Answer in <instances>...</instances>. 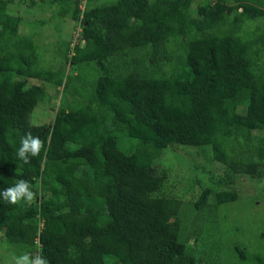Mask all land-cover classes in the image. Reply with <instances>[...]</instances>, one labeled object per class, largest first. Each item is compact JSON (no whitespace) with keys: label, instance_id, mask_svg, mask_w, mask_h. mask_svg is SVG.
Instances as JSON below:
<instances>
[{"label":"trees","instance_id":"16d2710c","mask_svg":"<svg viewBox=\"0 0 264 264\" xmlns=\"http://www.w3.org/2000/svg\"><path fill=\"white\" fill-rule=\"evenodd\" d=\"M34 1L57 5L60 18L79 16L75 1ZM11 2L0 0V191L25 179L36 196L15 205L0 197V243L48 264H217L209 252L219 239L204 245V258L195 242L209 240L217 206L237 199L234 178L264 177V0H86L83 44L68 56L67 43L54 70L38 68L33 40L6 11ZM82 73L85 103L32 125L47 95L27 83L81 96L86 83L73 84ZM29 131L44 148L24 164L17 150ZM170 147L208 149L228 176L186 203L189 224L184 203L167 195L166 174L152 169ZM230 252L264 264V253L242 243Z\"/></svg>","mask_w":264,"mask_h":264},{"label":"rangeland","instance_id":"374dc122","mask_svg":"<svg viewBox=\"0 0 264 264\" xmlns=\"http://www.w3.org/2000/svg\"><path fill=\"white\" fill-rule=\"evenodd\" d=\"M112 1L114 0H98V3L108 4ZM29 2L30 0H12L7 5L6 11L8 15L20 19L17 33L30 36L33 40L38 55V68L54 70L61 63V55L65 52V45L71 40L77 21L68 15L60 18L59 8L55 4L48 5L34 1L35 4L30 6ZM198 2L200 0H196V3ZM70 7L71 4H68L69 9ZM191 8L196 7L193 5ZM66 71L67 74H78L77 69L74 68H68ZM81 76L80 83L76 81L73 84L81 88L86 83V86L81 88V96H75L70 88L55 87L41 81L30 80L27 86L39 85L47 95L44 102L36 104L29 117L30 123L36 126L48 125L57 107L71 110L81 103L84 104L83 97L88 94L90 88L88 76L85 73ZM119 147L126 149L128 143L122 140ZM152 169L157 175L166 174L167 195L177 197L184 203L181 208V218L186 220L187 224L196 218L187 208L186 203L194 202L204 186L215 187L218 181L223 185L228 182L224 180L226 174L222 167L210 159L208 149L199 151L170 147L152 164ZM222 187L224 186L218 189ZM229 188L236 191L237 199L232 203L217 206L214 211L215 223L211 227L206 225L211 234L208 235L209 240L203 234L194 244L196 256L204 258L207 249L204 245L209 242L208 246L214 248L216 240L219 239L218 251L212 249L209 252L210 256L215 255L216 258V255L219 256L217 264H241L230 252L235 242L242 243L249 253L259 251L264 253V177L256 180L237 177L229 183ZM5 248L0 243V264H14V257L20 256V253L11 247H8V250Z\"/></svg>","mask_w":264,"mask_h":264},{"label":"clouds","instance_id":"9594fccd","mask_svg":"<svg viewBox=\"0 0 264 264\" xmlns=\"http://www.w3.org/2000/svg\"><path fill=\"white\" fill-rule=\"evenodd\" d=\"M44 148V143L38 135H33L31 131L26 132L20 139V147L17 150V157L24 164L30 163L29 157H36ZM36 193L28 180L20 179L12 187L0 191V197L9 204L15 205L24 201L30 203L34 200ZM14 264H48L42 253H24L14 257Z\"/></svg>","mask_w":264,"mask_h":264},{"label":"built area","instance_id":"2783aa9c","mask_svg":"<svg viewBox=\"0 0 264 264\" xmlns=\"http://www.w3.org/2000/svg\"><path fill=\"white\" fill-rule=\"evenodd\" d=\"M70 1H75L76 2V8L79 11V16H77V25L72 32L71 40L68 43V56H71L73 54V47L78 43L80 46L83 44V41H79V34H80V23H81V17H82V12L84 10V5L86 0H70Z\"/></svg>","mask_w":264,"mask_h":264},{"label":"water","instance_id":"95a60500","mask_svg":"<svg viewBox=\"0 0 264 264\" xmlns=\"http://www.w3.org/2000/svg\"><path fill=\"white\" fill-rule=\"evenodd\" d=\"M46 128H48V126Z\"/></svg>","mask_w":264,"mask_h":264}]
</instances>
